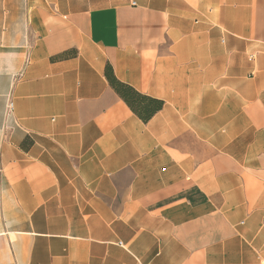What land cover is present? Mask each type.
Masks as SVG:
<instances>
[{
  "label": "crops",
  "instance_id": "0c3cea01",
  "mask_svg": "<svg viewBox=\"0 0 264 264\" xmlns=\"http://www.w3.org/2000/svg\"><path fill=\"white\" fill-rule=\"evenodd\" d=\"M0 264H264V0H0Z\"/></svg>",
  "mask_w": 264,
  "mask_h": 264
},
{
  "label": "trees",
  "instance_id": "16d2710c",
  "mask_svg": "<svg viewBox=\"0 0 264 264\" xmlns=\"http://www.w3.org/2000/svg\"><path fill=\"white\" fill-rule=\"evenodd\" d=\"M105 77L112 88L142 121H148L156 111L162 108L163 102L161 100L142 95L131 86L119 81L110 65H106Z\"/></svg>",
  "mask_w": 264,
  "mask_h": 264
},
{
  "label": "built area",
  "instance_id": "2783aa9c",
  "mask_svg": "<svg viewBox=\"0 0 264 264\" xmlns=\"http://www.w3.org/2000/svg\"><path fill=\"white\" fill-rule=\"evenodd\" d=\"M11 106H12V105L10 104L9 107L11 108Z\"/></svg>",
  "mask_w": 264,
  "mask_h": 264
}]
</instances>
